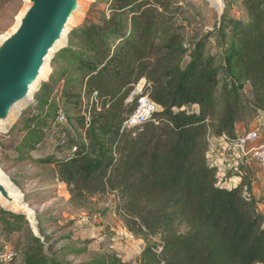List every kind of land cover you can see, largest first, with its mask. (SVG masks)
Listing matches in <instances>:
<instances>
[{
  "label": "trees",
  "instance_id": "obj_1",
  "mask_svg": "<svg viewBox=\"0 0 264 264\" xmlns=\"http://www.w3.org/2000/svg\"><path fill=\"white\" fill-rule=\"evenodd\" d=\"M178 1L107 0V15L72 33L81 50L65 58L78 86L64 84L61 96L94 102L78 120L75 150L40 163L76 195L117 194L129 233L146 243L137 264H264V220L243 194L249 184L228 188L207 160L209 137H233L237 123L264 112V0H239L236 18L224 13L214 53L210 36L184 45L173 25ZM140 95L159 111L125 128ZM21 264L68 263L29 233Z\"/></svg>",
  "mask_w": 264,
  "mask_h": 264
},
{
  "label": "rangeland",
  "instance_id": "obj_2",
  "mask_svg": "<svg viewBox=\"0 0 264 264\" xmlns=\"http://www.w3.org/2000/svg\"><path fill=\"white\" fill-rule=\"evenodd\" d=\"M107 3V0H96L85 4L82 17L67 35L66 46L51 59L48 73L46 71L32 101L20 111L7 131L0 132V170L35 212L46 254L68 264H112L114 259L123 264H137V258L146 246L141 238L129 233L123 214L117 212L119 199L116 193L76 195L57 179L52 165L40 163L50 156L64 157L82 139L77 123L94 101L84 96L78 106L65 104L61 96L64 84L77 87L79 80L65 58V51L71 46L73 50H81L79 40L72 38V33L84 24L98 23L102 13L108 14ZM238 3L239 0H226L225 9L224 1L227 17L240 15ZM24 6L23 0H0L1 36L14 26ZM175 6L179 10L173 25L188 50L203 37L210 36L206 49L214 53L213 30L220 23L217 11L207 0H179ZM187 61L186 56L183 67ZM249 92L250 89L245 88L246 97ZM185 110L196 111L194 107ZM60 115L65 117V123L58 122ZM238 128L241 133L259 128L264 143V115L258 113L243 120L237 123L236 130ZM217 165L221 169L217 177L225 178L223 174L227 176L231 169ZM16 216L0 206V264H21L25 238L29 233L33 235L25 217L20 223L14 221ZM12 223L15 227L9 226Z\"/></svg>",
  "mask_w": 264,
  "mask_h": 264
},
{
  "label": "water",
  "instance_id": "obj_3",
  "mask_svg": "<svg viewBox=\"0 0 264 264\" xmlns=\"http://www.w3.org/2000/svg\"><path fill=\"white\" fill-rule=\"evenodd\" d=\"M23 1L25 6L14 26L0 35V132L7 131L20 111L30 104L35 93L32 91L43 81L40 75L47 61L66 46L67 35L82 17L85 4L96 0ZM207 1L216 5L214 9L221 21L224 0ZM0 206L25 217L33 236L40 239L35 212L1 170Z\"/></svg>",
  "mask_w": 264,
  "mask_h": 264
},
{
  "label": "built area",
  "instance_id": "obj_4",
  "mask_svg": "<svg viewBox=\"0 0 264 264\" xmlns=\"http://www.w3.org/2000/svg\"><path fill=\"white\" fill-rule=\"evenodd\" d=\"M145 80L140 81V86H137L136 90L133 91L132 95L141 94L142 88L145 85ZM96 93L93 94L95 97ZM158 106H156L148 97V95H140L135 104V108L132 114L124 122L123 126L125 128H130L136 125L143 124L151 119L153 114L158 111ZM58 122L65 123L66 119L64 116L60 115L58 117ZM88 121V119H86ZM215 142L222 146L225 150L231 151L236 154L238 160L242 162L251 161L256 164L259 168L264 170V143L261 140L260 129L254 128L243 133H235L233 137L222 135L218 138H214ZM209 141V139H208ZM215 143L209 141V149L207 152V160L210 166L217 169V173L221 170L216 161L213 159V148ZM75 150V147L71 149V152ZM237 174H240L237 171ZM225 176V174H223ZM244 196H249L246 186L243 187ZM11 257V256H10ZM9 257V258H10Z\"/></svg>",
  "mask_w": 264,
  "mask_h": 264
},
{
  "label": "crops",
  "instance_id": "obj_5",
  "mask_svg": "<svg viewBox=\"0 0 264 264\" xmlns=\"http://www.w3.org/2000/svg\"><path fill=\"white\" fill-rule=\"evenodd\" d=\"M259 115H264V112H260ZM236 133H241L239 128ZM209 141L215 143L213 159L220 166H226V168L229 167L231 169L230 171L228 170L227 178H225V183L229 184L228 188L237 186L244 179L249 184V196L256 202L257 210L264 220V170L251 161L242 162L238 160L235 153L225 150L217 141L213 140L212 136L209 137ZM237 171L240 174H237ZM260 199L262 200L260 201Z\"/></svg>",
  "mask_w": 264,
  "mask_h": 264
},
{
  "label": "bare ground",
  "instance_id": "obj_6",
  "mask_svg": "<svg viewBox=\"0 0 264 264\" xmlns=\"http://www.w3.org/2000/svg\"><path fill=\"white\" fill-rule=\"evenodd\" d=\"M209 2H210V4L212 5L213 8H216V5L214 3H212L211 1H209ZM49 62L50 61L48 60L46 65H45V67H44V69L41 72V75H40L41 80L44 78V76L46 74V71H47V69L49 67ZM32 92H35V90H33Z\"/></svg>",
  "mask_w": 264,
  "mask_h": 264
}]
</instances>
